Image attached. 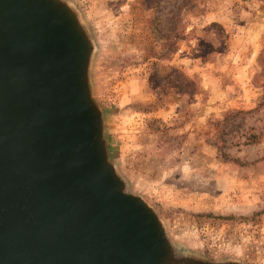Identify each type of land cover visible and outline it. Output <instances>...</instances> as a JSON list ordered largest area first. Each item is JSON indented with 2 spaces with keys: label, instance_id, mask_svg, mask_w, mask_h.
Instances as JSON below:
<instances>
[{
  "label": "rangeland",
  "instance_id": "1",
  "mask_svg": "<svg viewBox=\"0 0 264 264\" xmlns=\"http://www.w3.org/2000/svg\"><path fill=\"white\" fill-rule=\"evenodd\" d=\"M110 161L174 249L264 264V0H64ZM193 81L187 93L165 74Z\"/></svg>",
  "mask_w": 264,
  "mask_h": 264
},
{
  "label": "water",
  "instance_id": "2",
  "mask_svg": "<svg viewBox=\"0 0 264 264\" xmlns=\"http://www.w3.org/2000/svg\"><path fill=\"white\" fill-rule=\"evenodd\" d=\"M64 0H0V264H243L178 253L125 189Z\"/></svg>",
  "mask_w": 264,
  "mask_h": 264
},
{
  "label": "trees",
  "instance_id": "3",
  "mask_svg": "<svg viewBox=\"0 0 264 264\" xmlns=\"http://www.w3.org/2000/svg\"><path fill=\"white\" fill-rule=\"evenodd\" d=\"M195 1L196 0H181L178 6L177 15H180L181 8L185 6H190V4H194ZM165 77H167L173 84V86L178 88L179 90L186 91L187 93H196V90H191V87L194 85L193 81L182 73H168L165 74Z\"/></svg>",
  "mask_w": 264,
  "mask_h": 264
}]
</instances>
